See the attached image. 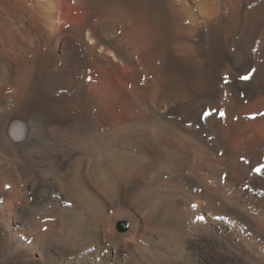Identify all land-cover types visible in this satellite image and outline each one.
I'll use <instances>...</instances> for the list:
<instances>
[{"label": "bare ground", "instance_id": "6f19581e", "mask_svg": "<svg viewBox=\"0 0 264 264\" xmlns=\"http://www.w3.org/2000/svg\"><path fill=\"white\" fill-rule=\"evenodd\" d=\"M0 264H264V0H0Z\"/></svg>", "mask_w": 264, "mask_h": 264}, {"label": "snow or ice", "instance_id": "6c2138e0", "mask_svg": "<svg viewBox=\"0 0 264 264\" xmlns=\"http://www.w3.org/2000/svg\"><path fill=\"white\" fill-rule=\"evenodd\" d=\"M248 78H249L248 76L242 77V79H245V80H247ZM209 115H210V113H209ZM221 116H223V113H221Z\"/></svg>", "mask_w": 264, "mask_h": 264}, {"label": "rangeland", "instance_id": "374dc122", "mask_svg": "<svg viewBox=\"0 0 264 264\" xmlns=\"http://www.w3.org/2000/svg\"><path fill=\"white\" fill-rule=\"evenodd\" d=\"M28 242V241H27ZM29 243V242H28Z\"/></svg>", "mask_w": 264, "mask_h": 264}]
</instances>
